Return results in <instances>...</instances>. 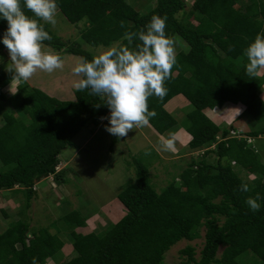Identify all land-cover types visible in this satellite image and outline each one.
<instances>
[{
  "label": "trees",
  "instance_id": "trees-1",
  "mask_svg": "<svg viewBox=\"0 0 264 264\" xmlns=\"http://www.w3.org/2000/svg\"><path fill=\"white\" fill-rule=\"evenodd\" d=\"M156 1L148 13L138 11L128 0L56 3L69 23L84 22L82 40L93 48L126 43L122 39L126 31L143 29L153 15L166 16V35L174 42L181 39L188 50L176 56L172 77L166 82L167 95L149 98V110L157 113L149 127L159 138L174 128L177 121L166 105L182 96L193 107L184 126L190 136L188 148L205 152H199L186 166L180 181L174 178L160 191L152 182L148 164L135 161V183L118 194L126 215L103 231L84 234L80 229L88 226L90 217L79 210L65 215L62 220L77 253L66 264H163L173 246L182 240L199 239L202 228L205 236L200 257L196 258L195 247L188 246L182 251L187 256L185 264H264V161L262 152L249 141L264 135V100L259 95L264 73L249 77L243 55L255 36L264 33V0H194L188 14L187 0ZM21 7L33 16L23 0ZM121 21L125 22L123 28ZM44 27L52 37L44 41L48 47L88 60L94 57L81 44L54 34L49 24ZM6 29L7 22L0 19V53L7 51L2 43ZM10 83L11 74L1 73L0 161L9 170L0 172V192L21 187L25 209H30L38 195L34 188L40 182L50 177L62 182L60 156L73 145L76 135L110 113L106 106L95 108L99 98L88 91L75 90L74 101H62L32 87L29 81L8 95L5 88ZM228 105L242 106L244 115L263 126L250 132L242 130L239 136L234 135L239 127L231 124L222 128L207 117V111ZM104 126H109L106 119ZM117 140L115 137L114 143ZM239 168L259 178L245 180ZM242 183L249 185V192L239 190ZM257 193L261 209L253 213L245 201ZM64 246L49 228L33 231L27 219L17 220L0 232V264H32L33 258L36 264H50L49 260L57 261Z\"/></svg>",
  "mask_w": 264,
  "mask_h": 264
},
{
  "label": "rangeland",
  "instance_id": "rangeland-1",
  "mask_svg": "<svg viewBox=\"0 0 264 264\" xmlns=\"http://www.w3.org/2000/svg\"><path fill=\"white\" fill-rule=\"evenodd\" d=\"M128 2L143 13H148L157 4L156 0H128ZM193 2L194 0H187L188 6L185 13L188 14L192 9ZM244 5L242 2L241 7ZM237 7H240V3ZM181 15L178 16L185 18ZM190 20L193 21L191 18ZM56 21L55 26L49 24L50 29L64 41L81 44L93 56L107 49L93 48L84 43L81 37V31L85 27L84 22L73 25L58 10ZM181 50L187 51L188 47L181 39L177 38L175 41L176 56ZM54 52L63 59L64 68L50 74L37 72L29 80V83L32 87L41 89L51 97L62 101H74L76 90L74 83L79 77L73 74L72 69L79 62L80 57L62 54L55 50ZM0 56V74L3 72L10 74L5 70L10 59L8 50L1 52ZM10 86L11 83L7 87ZM17 86L13 85V93L9 88L5 91L9 93L8 95L14 94L17 91ZM259 95L264 100V83ZM226 107H230V105L218 110L207 111V117L222 128L231 124L236 128L239 127V131L234 132V135L239 136L242 134V130L253 131L263 126L250 115H244L242 106H235L233 109L231 108L232 110ZM166 109L174 116L177 125L161 137H175L176 150L174 152L159 150L160 138L149 126L134 129L126 137L119 139L116 137L118 140L114 143L115 136L105 130V120L91 122L76 135L73 145L67 147L60 156L61 164L58 169L62 173V182L56 181L54 177L40 182L34 188L38 191V195L32 199L30 209H25L26 197L21 192V187L17 186L14 190L0 192V232L3 233L12 223L21 219H27L33 231L49 228L53 234L61 238L65 246L56 256L57 261L54 262L52 259L48 263L66 264L77 253L71 248L72 254H68L70 247L73 246V239L62 218L74 210H79L85 216L90 217L87 221L88 229L86 231H95L96 233L120 221L126 215V210L119 202L118 194L129 184L135 183V161L140 160L146 165L148 164L152 182L158 191L165 188L174 178L176 181H180L181 172L193 159L198 157L199 152L202 155L205 150L194 152L188 148L190 141L186 137L184 138L187 141L183 139V134L179 138L177 137V134L180 135L186 131L184 126L187 116L193 111L191 104L184 97L178 96L166 105ZM235 109H240L239 114ZM249 141L253 142L262 152L264 161V139L251 138ZM146 151L151 154L146 155ZM216 157L213 156L215 160ZM5 170H9V167H4L0 161V172ZM238 172L241 178L248 181L259 178L258 175L242 170V168H239ZM2 211L6 213V216ZM204 236L205 228H202L199 239L192 242L182 240L173 246L166 253L163 264H185L187 256L183 255L182 251L188 246L195 247L196 258H199L204 246ZM31 238L32 235L28 237V239ZM222 251L223 248L219 251L218 257L221 256Z\"/></svg>",
  "mask_w": 264,
  "mask_h": 264
},
{
  "label": "clouds",
  "instance_id": "clouds-1",
  "mask_svg": "<svg viewBox=\"0 0 264 264\" xmlns=\"http://www.w3.org/2000/svg\"><path fill=\"white\" fill-rule=\"evenodd\" d=\"M23 6L32 17L26 15L21 0H0V19L7 22L2 43L10 58L5 70L11 74V93L13 85L29 81L37 72L50 74L64 68L61 56L44 43L52 40L44 24L57 23L56 0H23ZM166 20V16L153 15L143 29L124 33L122 39L126 43L110 46L91 60L81 57L72 69L79 77L75 89L99 98L95 108L103 105L109 109L110 115L100 119L108 120L105 130L118 139L134 129L149 126L157 116L155 110H149V98L163 99L167 95L166 82L172 77L177 59L174 39L165 32ZM120 26L123 28L125 22L121 21ZM243 55L249 77L264 73V33L255 36ZM235 110L239 114L240 109ZM159 150L174 152L175 137H161ZM239 190L246 193L250 187L242 183ZM259 200L257 193L245 201L253 213L261 209ZM32 264H36L35 258Z\"/></svg>",
  "mask_w": 264,
  "mask_h": 264
},
{
  "label": "crops",
  "instance_id": "crops-1",
  "mask_svg": "<svg viewBox=\"0 0 264 264\" xmlns=\"http://www.w3.org/2000/svg\"><path fill=\"white\" fill-rule=\"evenodd\" d=\"M8 88L10 89V87H8ZM231 108L233 109L234 107H233V106L227 107V109L232 110ZM250 131H251V130H249V132H250ZM182 134H183V136H182L183 139H185L184 137H186V139L190 141V136H189L188 134H186V132H185V133H180V135L177 134V135H178L177 137L179 138ZM263 136H264V135H263ZM263 136L260 137V139H261V138L264 139ZM186 139H185V140H186ZM258 139H259V138H258ZM187 140H186V141H187ZM87 229H88V227L83 228V229H80V231H81L82 233H84V234H86V233H91V232H89V231H86ZM92 232H93V231H92ZM71 248H72V247H70L68 254H72Z\"/></svg>",
  "mask_w": 264,
  "mask_h": 264
}]
</instances>
